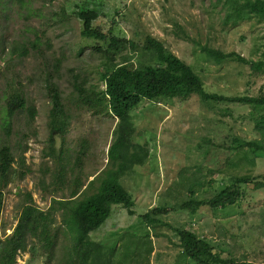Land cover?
<instances>
[{
  "label": "rangeland",
  "instance_id": "374dc122",
  "mask_svg": "<svg viewBox=\"0 0 264 264\" xmlns=\"http://www.w3.org/2000/svg\"><path fill=\"white\" fill-rule=\"evenodd\" d=\"M221 1L0 0V115L5 100L19 91L37 110L34 122L29 121L26 110L13 120L9 143L16 162L0 215L3 238L16 228L27 193L42 210L49 208L52 198L68 197L69 183L56 194L53 188L44 193L41 190L43 181L51 185L56 180L52 177L57 175L58 167L53 159L44 156L50 109L44 79L46 72L54 69L56 59L62 62L58 72L53 73V80L72 117L66 138L70 164L75 161L79 146L84 145L82 142L89 147L73 178H81L84 190L102 171L113 169L108 167V152L119 121L84 112L73 89L75 75L88 84L100 83L97 74L102 58L94 47H104L81 36L82 24L75 16L79 8L94 9L99 15L94 26L105 33L116 31L121 37L136 41L142 40L144 34H152L163 40L202 77L208 93L257 97L264 93V74H253L250 65L236 60L217 65L201 50V46H209L224 53H237L247 60L264 59V24L250 20L236 27L224 25L227 9L225 0ZM185 34L189 39L184 38ZM23 47L29 52L26 57L20 52L12 53ZM130 54H123L119 60L123 62ZM251 113L255 111L248 105L209 103L198 96L181 102L150 103L131 112L132 117L138 116L133 118L137 130L133 142L148 147L146 162L121 180L133 198L135 214L130 216L127 209L115 206L111 217L89 235L90 240L107 250L104 253L109 264H176L179 238L175 228H192L219 248L224 258L240 261L244 257L264 264V188L242 185L243 196L224 211L202 207L189 213L180 208L192 187L200 190L198 200L211 199L232 177L264 176V154L256 153L259 159L255 163V154L243 146L246 141L262 140L252 119L258 114ZM24 172L26 175L21 177ZM97 186L95 182L94 187ZM157 207L166 211L157 216L159 223L148 225L144 217ZM56 229L60 241L51 264H64L72 241L60 212L51 227L53 232ZM16 264H46V255L19 254Z\"/></svg>",
  "mask_w": 264,
  "mask_h": 264
},
{
  "label": "trees",
  "instance_id": "16d2710c",
  "mask_svg": "<svg viewBox=\"0 0 264 264\" xmlns=\"http://www.w3.org/2000/svg\"><path fill=\"white\" fill-rule=\"evenodd\" d=\"M18 1L24 2V0ZM223 3L227 9L224 25L236 27L250 20L264 24V0H225ZM75 16L82 24L80 33L82 37L104 44V47L99 45L94 47L95 53L100 54L102 58L101 70L97 74L100 83L88 84L84 82V78L80 80V76L75 75L73 89L77 93V103L84 112L93 116H111L119 121L114 131V141L108 152V167L112 166L114 170L102 171L88 182L84 190L85 186L81 178L77 176L73 178L74 170L81 165L89 147L82 142L84 145L79 146L75 161L70 164L71 155L66 138L72 117L66 109L57 83L53 80V73L58 72L62 62L61 59H56L54 69L49 73L46 72L44 79V87L50 98L47 115L48 145L44 156L53 159L58 167L57 175L52 177V179L56 178L52 181V186L43 181L41 190L44 193V190L53 188L56 194L62 192L69 183L68 197H61L62 199L59 200L55 199L56 197L52 198L49 208L42 210L35 204L32 194L27 193L16 228L9 236L3 238L0 235V264H16L19 254L28 253L35 256L39 252L46 255V264H51L56 258L55 250L60 241L58 230L54 232L51 230L52 225L56 223L58 212L62 224L71 233L72 241L64 264H109L105 258L107 250L102 244L90 240L89 235L100 229L111 217L115 206L127 209L130 216L135 214L133 198L121 185V180L134 167L143 165L148 159L147 145L133 142L137 132L133 118L138 116L132 117L131 112H138L150 103L167 104L169 100L181 102L192 96H198L209 103L248 105L255 111L251 113L252 116L258 114L257 118L252 119L257 130L261 132L262 140L261 142L246 141L243 146L245 145L252 155L264 154V93L257 97L248 95L227 97L218 93H208L202 77L163 40L155 38L152 34H144L142 40L136 41L134 38L121 37L116 31L105 33L94 26V21L99 15L89 7L79 8ZM179 27L176 22V28ZM184 38L189 39V36L185 34ZM201 50L208 60L217 65L236 60L250 65L253 74H264V59L247 60L237 53H224L209 46H201ZM16 52H20L25 57L29 54L26 47H23L22 51L15 49L12 51L13 54ZM80 52H83V49ZM125 53L132 54L122 62L119 59ZM16 93L5 100L3 113L0 115V215L4 192L14 174L12 165L16 162L13 148L9 143L14 117L23 110H26L29 121L34 122L37 116L35 106L26 101L21 91ZM233 148H238V145L235 144ZM25 175V172L20 174L21 177ZM67 177H71L69 181ZM95 182L98 184L97 187H94ZM242 185L256 190L263 189L264 176L232 177L230 183L211 199L198 200L197 193L200 190L192 187L189 189L188 199L180 208L189 213L196 212L202 207H208L212 211H224L228 206L236 204L243 196ZM89 190L91 194H88ZM165 211L160 207L152 209L149 216L144 217V221L148 225L159 223L157 216ZM174 231L179 238L176 264H261L244 257L240 261L224 258V253L219 248L207 238L198 235L192 228H175ZM151 252L152 248L148 255Z\"/></svg>",
  "mask_w": 264,
  "mask_h": 264
},
{
  "label": "crops",
  "instance_id": "0c3cea01",
  "mask_svg": "<svg viewBox=\"0 0 264 264\" xmlns=\"http://www.w3.org/2000/svg\"><path fill=\"white\" fill-rule=\"evenodd\" d=\"M257 155H258V154H257ZM257 155L253 157V158L255 159V163H256L257 159H259ZM261 158H264V157H261ZM246 186H247V185H246ZM223 234H224V231H223ZM223 234H220V235L223 236ZM223 237H224V236H223Z\"/></svg>",
  "mask_w": 264,
  "mask_h": 264
}]
</instances>
